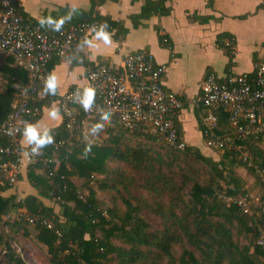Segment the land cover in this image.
Returning <instances> with one entry per match:
<instances>
[{
    "label": "trees",
    "instance_id": "16d2710c",
    "mask_svg": "<svg viewBox=\"0 0 264 264\" xmlns=\"http://www.w3.org/2000/svg\"><path fill=\"white\" fill-rule=\"evenodd\" d=\"M118 1L90 0L88 12L72 17L63 28L106 24L113 39L120 43L130 32L125 23L98 11L107 2ZM169 1L145 0L141 12L129 18L133 28L144 27L154 17L169 16ZM14 7L28 25L40 27L48 35L58 34L31 20L19 0H15ZM66 15L67 11L61 9L55 19ZM157 31L161 32L160 28ZM160 43L173 50L166 36L160 37ZM61 61L53 59L49 72ZM71 64L78 65L76 61ZM0 73L6 82L0 91L1 126L27 85L28 76L12 59H7ZM41 89L44 91V86ZM62 97L47 95L39 104L42 113L44 107L54 103L60 110ZM75 115L77 123H84L81 109ZM61 116L62 125L52 130L55 142L42 150L36 163L29 158L26 180L31 192L24 196L16 189L8 194L15 186L0 180V264H28L22 249L17 250L22 239L32 244L48 264H259L264 260V251L256 244L264 228V184L256 169L259 166L264 170V135L238 141L236 148L240 150L221 151L207 148L202 134L205 149L185 143V151L180 152L167 146L174 154L166 160L150 148L130 145L119 134L128 131L111 124L102 135L106 141L91 144L92 150L86 155L84 150L90 143L84 141V129L97 122L71 133L62 112ZM218 117L217 133L233 138L229 115L222 111ZM178 126L180 129V121ZM180 135L185 142L181 129ZM61 142L64 144L59 146ZM11 145L7 139L1 142L4 149ZM244 153L249 154L254 167L244 163ZM191 161L207 169L208 182H201V172L191 166ZM6 162L15 160L0 154V163ZM110 163L119 166L113 169ZM3 174L0 171V178ZM20 174L18 180L23 181ZM101 193L109 196L110 205L100 199ZM244 198L252 205L251 214L227 202ZM15 214L22 216L12 219ZM151 216L157 217L162 229L153 228ZM177 248L181 249L180 256Z\"/></svg>",
    "mask_w": 264,
    "mask_h": 264
},
{
    "label": "built area",
    "instance_id": "2783aa9c",
    "mask_svg": "<svg viewBox=\"0 0 264 264\" xmlns=\"http://www.w3.org/2000/svg\"><path fill=\"white\" fill-rule=\"evenodd\" d=\"M14 5L15 0H0V56L12 59L17 67L26 72L28 83L13 103L7 120L0 126V154L15 160L0 163V171L4 173L0 180L10 186L18 183L23 149L21 135L17 133L9 136L6 134L8 129L22 128L24 122L34 123L41 117L39 104L47 97L41 87L50 74V63L55 58L69 61L84 36L91 38L94 35L91 31L93 27L98 28L97 25H73L62 28L58 34L48 35L40 27L28 25L17 14ZM161 36L165 37L164 34ZM85 53L80 54L84 57L83 62H77L82 67H86L87 63ZM169 69L168 65L157 64L148 51L128 54L120 68L109 64L87 67L88 87L96 89L98 109L91 114L83 112L84 123L79 124L75 112L77 109L80 111L81 107L78 102H74L73 97L77 89L65 94L59 106L69 131L73 133L87 123L98 122V113L102 111L111 113L112 124H118L125 131L149 136L175 151L184 152L186 144L180 140L178 126L184 104L163 85ZM193 107L199 111V127L206 138V147L211 150H240L236 148L238 141L247 142L263 136L264 62L256 66L254 76L243 75L224 83L215 75H208ZM222 111L229 115L230 125L235 131L233 138L217 133L218 113ZM3 139L10 141L11 147L2 148ZM63 144L61 142L59 146ZM27 151H30V146ZM38 157L30 159L36 163ZM242 160L249 167H254L249 154L244 153ZM45 162L50 163L49 160ZM256 169L264 184V170L259 166ZM227 202L243 209L246 214L252 213V205L245 198L228 199ZM261 231L256 244L264 251V228Z\"/></svg>",
    "mask_w": 264,
    "mask_h": 264
},
{
    "label": "crops",
    "instance_id": "0c3cea01",
    "mask_svg": "<svg viewBox=\"0 0 264 264\" xmlns=\"http://www.w3.org/2000/svg\"><path fill=\"white\" fill-rule=\"evenodd\" d=\"M144 1L135 4L132 0L107 2L98 9L101 15L124 22L130 32L120 43L111 35L110 49H104L103 45L99 49H87V63L90 66L105 63L120 68L128 54L148 51L157 64L168 65L170 69L163 85L184 104L180 119L182 137L188 146L205 149L193 105L208 75H215L224 83L243 75L254 76L256 66L264 62V0H170L169 16L154 17L146 21L144 27L134 29L129 18L141 12ZM19 3L24 13L35 22L48 17L55 19L61 9L68 15L75 8L72 17H76L90 8V0H19ZM158 28L161 32L157 31ZM162 34L170 40L173 50L161 46ZM227 48L232 50L231 54ZM88 56L92 59L89 60ZM90 66H73L62 60L52 72L58 80L57 95L62 97L74 89L88 87L86 68ZM52 107L59 109L57 103L44 107L42 117L37 121L41 130L48 128L52 131L63 123L62 116L57 120L48 117L47 112ZM21 147L25 152L29 145L21 139ZM30 163L29 157L22 154L20 175L24 180H18L8 194L17 189L25 196L30 191L26 180Z\"/></svg>",
    "mask_w": 264,
    "mask_h": 264
},
{
    "label": "clouds",
    "instance_id": "9594fccd",
    "mask_svg": "<svg viewBox=\"0 0 264 264\" xmlns=\"http://www.w3.org/2000/svg\"><path fill=\"white\" fill-rule=\"evenodd\" d=\"M76 12L75 8H72L68 15L54 19L48 17L46 19H41L39 21L41 27L47 26L52 31L59 32L63 28V25L69 21L72 17V14ZM94 35L89 38L88 35H85L81 40L80 44L77 45L75 52L69 58V63L74 61L83 62L84 57L81 56V53H85L86 49H99L103 45L104 49H110L112 46V37L111 33L107 30L106 24H101L98 28L93 27L91 30ZM86 54V53H85ZM88 59L91 60L92 57L88 56ZM94 78V74H93ZM58 90V80L55 73H50L44 80V92L46 95L56 96ZM74 102H78L83 112L86 114H91L96 112L98 109L97 105V93L94 87H86L83 90L77 89L73 93ZM48 117L51 120H57L61 116V111L55 107H52L47 112ZM99 120L92 127L91 135L93 137H100L105 133L107 127H110L112 124V114L99 112ZM126 119V118H125ZM19 133L23 140L27 142L30 146V151H25L22 154L26 157H35L39 156L42 153V150L52 145L55 142V137L52 134V131L48 128L41 130L39 123H29L24 122L22 128L12 127L7 131V135L13 136ZM92 150V145L88 144L85 147V154L87 155Z\"/></svg>",
    "mask_w": 264,
    "mask_h": 264
},
{
    "label": "rangeland",
    "instance_id": "374dc122",
    "mask_svg": "<svg viewBox=\"0 0 264 264\" xmlns=\"http://www.w3.org/2000/svg\"><path fill=\"white\" fill-rule=\"evenodd\" d=\"M7 62V58L0 56V68L2 65H5ZM5 85L6 82L3 80L2 75L0 73V91L5 89ZM91 129H92V125L91 124H87L85 129H84V141L86 143H90V144H94V145H101L103 144L107 137L105 136H100V137H93L91 135ZM119 134H123L125 136V138L127 139L128 143H130V145L132 146H138L140 145L141 147L148 149H151V152L153 154H159L160 156L165 157L166 160H170L171 157L173 156L174 153H172V151H170V149L161 142L158 141H150L148 139H146V137H135L133 136L131 133L126 132V133H119ZM191 166L194 169H197L198 171L201 172L200 174V180L203 183L208 182L209 180V175H208V171L206 168H204L201 164H198L194 161L190 162ZM110 166L114 169L117 168L119 165L114 164V163H110ZM78 186H80V184L77 182ZM80 192L83 193V190H81L80 188ZM100 199L106 204V205H110L111 201L108 195H105L103 193L99 194ZM59 207H57V211H58ZM18 217V214L12 215V219ZM12 221V220H11ZM149 222L152 224L153 228L156 230H160L161 228V222L157 219V217H150ZM32 230L34 228H31ZM34 246L30 245V243L26 242L24 239L20 240L18 246H17V250L19 251L20 249H23L24 253V259L27 263L29 264H48L47 262H45L43 260V258L41 257L40 253L37 252V250L35 249ZM39 253V255H38ZM176 253L177 256H180L181 254V249L177 248L176 249ZM259 264H264V260H262Z\"/></svg>",
    "mask_w": 264,
    "mask_h": 264
}]
</instances>
